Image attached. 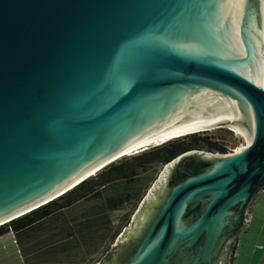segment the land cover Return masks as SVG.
<instances>
[{
  "label": "water",
  "instance_id": "1",
  "mask_svg": "<svg viewBox=\"0 0 264 264\" xmlns=\"http://www.w3.org/2000/svg\"><path fill=\"white\" fill-rule=\"evenodd\" d=\"M263 78L264 0H0V225L220 126L238 149L164 165L97 264H225L264 189Z\"/></svg>",
  "mask_w": 264,
  "mask_h": 264
},
{
  "label": "trees",
  "instance_id": "2",
  "mask_svg": "<svg viewBox=\"0 0 264 264\" xmlns=\"http://www.w3.org/2000/svg\"><path fill=\"white\" fill-rule=\"evenodd\" d=\"M192 150L226 152L206 132L149 147L110 163L56 199L0 225V237L13 235L23 264H50L96 252L114 239L110 214L142 200L139 176Z\"/></svg>",
  "mask_w": 264,
  "mask_h": 264
},
{
  "label": "rangeland",
  "instance_id": "3",
  "mask_svg": "<svg viewBox=\"0 0 264 264\" xmlns=\"http://www.w3.org/2000/svg\"><path fill=\"white\" fill-rule=\"evenodd\" d=\"M201 132H206L212 141L220 143L226 149L225 153L238 149L237 136L224 127L218 126L212 130ZM162 168L163 166H155L144 175L139 176L141 183L138 184L137 188L141 193L143 192V197H145L156 181ZM255 204L256 207L252 209V223L246 226L248 233H245V236L243 235L246 241L244 242V239L240 241L241 243L237 253L238 256L235 257L233 264H264V189L258 194L255 199ZM138 205L139 202L136 204L124 205L123 208L110 214L111 226L115 236L112 241L107 242L101 249L96 252H84L76 258H68L64 259L62 262L50 264H97L101 262L103 256L110 250L117 236L122 234L125 227L128 225L127 223L130 222ZM82 207H86V204ZM0 264H23L14 237L11 233H7L0 237Z\"/></svg>",
  "mask_w": 264,
  "mask_h": 264
},
{
  "label": "crops",
  "instance_id": "4",
  "mask_svg": "<svg viewBox=\"0 0 264 264\" xmlns=\"http://www.w3.org/2000/svg\"><path fill=\"white\" fill-rule=\"evenodd\" d=\"M258 194H257V196H258ZM257 196L255 197V199L257 198ZM255 199H254L253 203L251 204L250 209L248 211L249 213H248V219H247L246 225H245L242 233L239 235L238 240H237V242L235 244L234 252H233V255H232V258H231V264H233V261H234L235 257L238 256L237 253H238V248L240 247V243H241L240 241L242 239H244V242L246 241V238L243 237V235L245 236V233H248L246 226L249 225V223H252V220H253L252 209H254L256 207Z\"/></svg>",
  "mask_w": 264,
  "mask_h": 264
},
{
  "label": "flooded vegetation",
  "instance_id": "5",
  "mask_svg": "<svg viewBox=\"0 0 264 264\" xmlns=\"http://www.w3.org/2000/svg\"><path fill=\"white\" fill-rule=\"evenodd\" d=\"M144 198V197H143ZM142 198V199H143ZM142 201V200H141ZM140 201V202H141ZM140 202H139V204H140ZM139 206V205H138ZM138 208V207H137ZM137 208H136V210H137ZM235 244H236V242L235 243H233V245L232 246H230V248H229V251H228V256H227V259L225 260V264H231V258H232V255H233V252H234V247H235ZM110 255L111 254H105L104 256H103V258H109L110 257Z\"/></svg>",
  "mask_w": 264,
  "mask_h": 264
},
{
  "label": "bare ground",
  "instance_id": "6",
  "mask_svg": "<svg viewBox=\"0 0 264 264\" xmlns=\"http://www.w3.org/2000/svg\"><path fill=\"white\" fill-rule=\"evenodd\" d=\"M262 77H263V75H262ZM263 83H264V78H263ZM216 127H218V126H215V127H209V128H205V129H202V130H198V131H193V132H190V133H187V134H185V135H189V134H193V133H197V132H201V131H208V130H212V129H214V128H216ZM185 135H182V136H180V137H183V136H185ZM177 138H179V137H177ZM176 139V138H175ZM172 140H174V139H172ZM171 141V140H170ZM164 144V143H163ZM144 151V150H143ZM140 152H142V151H140ZM140 152H137V153H140ZM137 153H134V154H137ZM134 154H131V155H134ZM129 156V155H128ZM128 156H126V157H128ZM95 174V173H94ZM93 175V174H92ZM91 175V176H92Z\"/></svg>",
  "mask_w": 264,
  "mask_h": 264
},
{
  "label": "built area",
  "instance_id": "7",
  "mask_svg": "<svg viewBox=\"0 0 264 264\" xmlns=\"http://www.w3.org/2000/svg\"><path fill=\"white\" fill-rule=\"evenodd\" d=\"M247 219H248V215H247ZM247 222V221H246Z\"/></svg>",
  "mask_w": 264,
  "mask_h": 264
}]
</instances>
